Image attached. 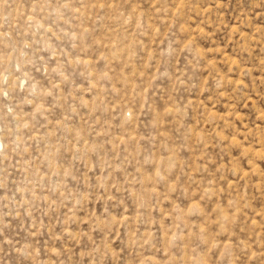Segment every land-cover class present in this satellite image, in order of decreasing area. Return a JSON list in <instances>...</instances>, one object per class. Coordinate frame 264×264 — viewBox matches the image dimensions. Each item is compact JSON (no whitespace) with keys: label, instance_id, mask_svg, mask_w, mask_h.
Returning a JSON list of instances; mask_svg holds the SVG:
<instances>
[{"label":"clouds","instance_id":"1","mask_svg":"<svg viewBox=\"0 0 264 264\" xmlns=\"http://www.w3.org/2000/svg\"><path fill=\"white\" fill-rule=\"evenodd\" d=\"M104 2V10L89 15L100 0H35L24 27L8 16L0 24L7 29L0 31L5 73L0 92L19 101L14 108L0 109V235L12 228L14 220L29 235H38L37 217L61 209L69 218L81 213L89 222L76 230L78 236L66 226L59 234L52 232L51 244L43 249L29 243L17 247L6 237L3 244L12 249L4 255L14 251L32 264H153L156 260L159 264H264V219L262 227L254 228L243 218L240 225H233L230 217L223 222V231H201L191 223H176L175 215L166 224L160 223L163 213L158 219L153 216L172 184L184 176L180 150L190 146L192 137L180 121L188 106L173 104L176 114L170 118L175 135L160 127L153 110L156 97H147V103L145 97L152 78L123 75L132 38L137 44L133 51L139 55L136 62L145 67L140 41L149 27L136 12L139 0ZM10 7L8 0H0V9ZM109 30L115 35H109ZM53 42H59L58 56L65 66L85 67L81 75H86V87L60 91L68 77L58 84L41 56ZM61 45L75 49L77 57H93L92 66L73 58ZM171 54L168 46L157 50L162 63ZM117 59L122 63L117 64ZM56 63L60 68L61 61ZM42 71L44 75H33ZM164 74L158 71L154 78ZM87 93L91 95L85 101ZM166 110L165 104L160 118ZM149 113L152 119L144 127L151 131L145 135L137 125ZM259 148L264 156V144ZM234 157L252 171L251 155L241 159L237 148ZM239 207H244L243 201ZM229 211L235 215L234 208ZM58 223L64 222L58 218ZM4 255L0 264H8Z\"/></svg>","mask_w":264,"mask_h":264},{"label":"rangeland","instance_id":"2","mask_svg":"<svg viewBox=\"0 0 264 264\" xmlns=\"http://www.w3.org/2000/svg\"><path fill=\"white\" fill-rule=\"evenodd\" d=\"M8 2L10 8L6 11L0 9V24L8 16L21 28L24 27L26 14L35 0ZM105 7L104 0H100L98 8H93L89 15ZM136 12L147 19L149 27L140 41L145 67L136 62L139 55L133 51L137 44L132 38L127 49L131 55L123 68V75L128 78L131 74L134 79L152 78L145 94L146 103L149 102L147 97H156L157 105L153 110L161 121L160 127L172 131L173 135L176 128L170 118L176 114L173 104H179L181 108L187 105L180 124L181 128L187 127L188 135L192 137L190 146L180 150L184 176L172 184L159 212H154L153 216L158 219L163 213L164 219L160 223L166 224L175 215L176 223H191L193 227L199 226L201 231L211 228L223 231L222 224L230 217L233 225H240L243 218L254 228L262 227L264 179L261 173L264 172V156L259 145L264 144V0H139ZM3 30L7 29L0 28ZM109 35L115 34L109 30ZM173 39L175 43H171ZM58 43L53 42L52 48L41 53L43 60L48 62L45 65L48 73L58 84L60 78L68 77L70 83L66 81L60 85L61 92L73 86L78 89L86 87V75H81L85 67L79 64L65 66L64 58L58 56ZM166 46L172 54L167 63H162L157 50ZM61 47L65 52L71 51L73 58L83 60L85 66H92L93 57H77L75 49L65 45ZM57 59L61 61L60 68H57ZM102 63L101 58L96 63L97 70ZM116 63L122 61L117 59ZM54 68L57 72L51 71ZM158 71L165 74L155 79ZM44 74L43 71L33 72L37 77ZM96 74L93 72L94 76ZM4 77L0 61V81ZM89 95L91 93L85 95V101ZM18 102V98L9 100L0 92V109L14 108ZM165 104L167 110L160 118L159 113ZM151 119V113L141 116V126L137 125V131L147 135L151 129L144 125ZM133 139H136L135 133ZM237 148L242 153L241 159H248L249 155L253 157L249 160L251 172L242 168L234 157ZM249 177L254 179L249 180ZM154 191L161 194L159 188ZM180 192H183L182 196ZM242 201L244 207L240 208ZM230 208L235 209V215L229 211ZM65 211L61 209L55 214L50 212L38 216V235H29L20 221H12V228L5 229L0 235V245L3 246L0 255L12 249L11 245L3 244L6 237L12 239L17 247L29 243L43 249L51 244L50 234H59L62 227L66 226L69 232L78 236L76 230L86 228L89 223L87 217L78 213L69 218L64 215ZM58 218L64 223H58ZM55 252L54 248L53 254ZM4 259L8 264H32L14 251L11 255H4ZM153 264H159L158 260Z\"/></svg>","mask_w":264,"mask_h":264}]
</instances>
